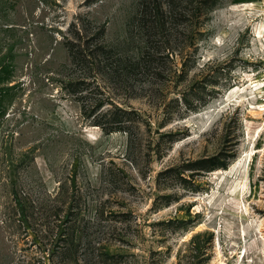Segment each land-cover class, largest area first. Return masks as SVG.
<instances>
[{"label":"rangeland","instance_id":"obj_1","mask_svg":"<svg viewBox=\"0 0 264 264\" xmlns=\"http://www.w3.org/2000/svg\"><path fill=\"white\" fill-rule=\"evenodd\" d=\"M0 65V264H264V0H0Z\"/></svg>","mask_w":264,"mask_h":264},{"label":"trees","instance_id":"obj_2","mask_svg":"<svg viewBox=\"0 0 264 264\" xmlns=\"http://www.w3.org/2000/svg\"><path fill=\"white\" fill-rule=\"evenodd\" d=\"M10 72H12L8 66H2L0 65V116L3 115L2 112V106H3V102H4V97L6 94L5 91L7 90L6 87H1L2 84H4L6 81L9 80V76L5 75L6 73L9 74ZM6 76V77H4ZM227 165L225 163H218V164H214L211 167L208 168L209 171L218 169V168H226Z\"/></svg>","mask_w":264,"mask_h":264}]
</instances>
